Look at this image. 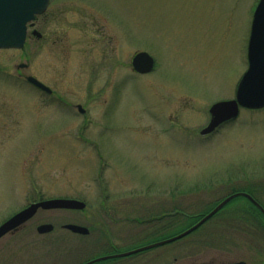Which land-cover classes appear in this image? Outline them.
Segmentation results:
<instances>
[{
	"label": "rangeland",
	"instance_id": "1",
	"mask_svg": "<svg viewBox=\"0 0 264 264\" xmlns=\"http://www.w3.org/2000/svg\"><path fill=\"white\" fill-rule=\"evenodd\" d=\"M257 1L50 0L34 20L41 38L29 33L22 48H0V224L34 200L85 202L83 210L38 209L0 238V264H38L39 246L61 241L74 246L71 262L85 258L95 238L61 225L89 227L94 197H129L147 212L148 197L171 186V203L189 199L196 205L187 211L204 213L232 189L248 188L264 207V107L241 109L201 134L210 105L233 99L247 68ZM139 50L155 59L149 73L130 67ZM60 100L87 111L68 114ZM247 210L237 198L190 235L229 239L203 255L264 260V226ZM193 219L184 215L172 228ZM40 223L53 231L37 232Z\"/></svg>",
	"mask_w": 264,
	"mask_h": 264
},
{
	"label": "flooded vegetation",
	"instance_id": "2",
	"mask_svg": "<svg viewBox=\"0 0 264 264\" xmlns=\"http://www.w3.org/2000/svg\"><path fill=\"white\" fill-rule=\"evenodd\" d=\"M31 29L29 27L28 33ZM39 91L48 95L52 94V92L41 89ZM59 102L64 104L63 108L68 111V114H71L73 110L74 114H85L87 111L81 105L79 108V104H67L61 100ZM165 188L166 196L159 199L148 197L150 202L147 207H143L147 208V212L141 209L142 206L136 199L133 203L128 201L131 199L129 197L92 198L94 208L86 215L90 226H86L85 233L76 234L82 237H94L97 241V248L90 251L85 258L71 262L72 248H74L71 244H61V241L60 244L41 245L36 255L38 264H264V260L258 263L247 261L244 258L225 259L217 256L215 252L203 255L205 246L213 247V243L226 244L229 241L222 234L211 233L212 235L203 238L190 236L203 223L186 234L178 236L186 228L178 232L173 230L175 220L183 218L184 215H191L194 218L192 221L196 222L201 218L197 217L203 213L187 211L188 208L196 205L189 199H187L189 203L183 201V203L175 204L173 199L171 203L169 201L170 189L173 188L171 186ZM200 204L205 205L206 202L203 201ZM117 226L121 228H116ZM62 230L74 233L66 228ZM51 231L53 229L49 232ZM175 236L178 237L174 238ZM219 238L223 242H220ZM63 241L68 242L67 239Z\"/></svg>",
	"mask_w": 264,
	"mask_h": 264
},
{
	"label": "water",
	"instance_id": "3",
	"mask_svg": "<svg viewBox=\"0 0 264 264\" xmlns=\"http://www.w3.org/2000/svg\"><path fill=\"white\" fill-rule=\"evenodd\" d=\"M49 0H0V48H21L26 37L27 24L42 13ZM32 34L39 37L37 30ZM247 68L241 75L235 90L233 99L220 100L213 103L209 109V121L201 130V134L213 131L226 120L235 118L240 107L262 108L264 107V0H258L253 10L250 33L246 50ZM153 57L144 50L135 52L131 57V65L136 72L146 73L153 68ZM25 64H19L24 67ZM26 80L36 87L51 92V89L32 75H27ZM80 108V105H78ZM236 196H244L250 200L264 215V208L248 193L234 192L219 203L208 213L202 216L195 224L190 226L178 236L186 234L196 228L203 221L214 214L225 203ZM85 206L83 201L68 198H53L32 202L23 209L17 211L0 224V237L8 231L17 229L39 209L76 208ZM74 232L84 233L86 228L77 224H65ZM51 224H40L36 230L39 233L51 230ZM175 236L174 238L178 237ZM173 239V238H171Z\"/></svg>",
	"mask_w": 264,
	"mask_h": 264
},
{
	"label": "trees",
	"instance_id": "4",
	"mask_svg": "<svg viewBox=\"0 0 264 264\" xmlns=\"http://www.w3.org/2000/svg\"><path fill=\"white\" fill-rule=\"evenodd\" d=\"M236 191H245V192H248L249 194H251L255 199H256V195L254 194V192L252 191V190H250V189H248V188H235V189H232V191H230L229 193H228V195L229 194H231V193H233V192H236ZM227 196V195H226ZM224 198V197H223ZM222 198V199H223ZM237 198H240V199H243L244 201H245V203H246V206L248 205V208H249V210L252 212V214H249L248 213V210L245 212V215H252V217H251V221H252V224L253 225H258V226H264V216H263V214L260 212V210L254 205V204H252V202H250L247 198H245V197H243V196H237V197H234V198H232L231 200H229L222 208H224L226 205H228V204H230L231 202H233V200H235V199H237ZM222 199H220V200H222ZM219 200V201H220ZM219 201H217V202H215L214 204H212L211 206H209V207H207V209L205 210V212H207L210 208H212L215 204H217ZM221 210V209H220ZM219 210V211H220ZM218 211V212H219ZM204 212V213H205ZM203 213V214H204ZM203 214H201V215H199L197 218H199V217H201ZM196 218V219H197ZM195 219V220H196ZM247 219V218H246ZM193 223L195 222V221H192Z\"/></svg>",
	"mask_w": 264,
	"mask_h": 264
}]
</instances>
